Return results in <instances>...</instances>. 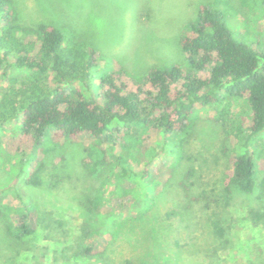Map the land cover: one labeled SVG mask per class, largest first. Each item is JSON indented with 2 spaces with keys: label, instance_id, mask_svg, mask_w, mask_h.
<instances>
[{
  "label": "trees",
  "instance_id": "1",
  "mask_svg": "<svg viewBox=\"0 0 264 264\" xmlns=\"http://www.w3.org/2000/svg\"><path fill=\"white\" fill-rule=\"evenodd\" d=\"M186 26L180 39L185 64L153 66L137 78L147 89L126 91L118 81L124 71L115 68L116 62L100 71L98 50L50 24L22 25L13 0H0V160L6 161L7 172L0 179V264H12L17 255L35 249L32 238L40 228L55 245L52 257L57 258L58 249L66 257L71 245L58 236L57 229L64 233L62 221L40 211L22 190L42 185L45 157L62 153L65 145L76 147L90 176L104 175L109 165L114 168L112 177L103 176L93 192L68 198L87 215L72 257L106 256L116 228L127 217L137 220L138 211L155 236L161 223L171 225L168 221L182 218L193 202L208 199L203 206L210 209L207 220L216 246L182 264H234L232 226L210 206L221 198L228 203L233 189L264 193V52L235 39L221 13L207 5H200ZM199 70L207 75L193 73ZM239 99L248 107L240 114L234 110ZM202 114L220 126L230 145L224 143L221 152L228 164L218 196L191 193V166L179 178L178 169L188 157L186 145ZM148 179L158 188L152 198L145 187ZM171 185L186 200L175 203L181 212L171 207L153 216L162 200L157 195ZM93 216L99 226L88 222ZM172 242L178 243L175 238Z\"/></svg>",
  "mask_w": 264,
  "mask_h": 264
},
{
  "label": "rangeland",
  "instance_id": "2",
  "mask_svg": "<svg viewBox=\"0 0 264 264\" xmlns=\"http://www.w3.org/2000/svg\"><path fill=\"white\" fill-rule=\"evenodd\" d=\"M13 2L22 25L32 28L39 23L50 24L63 29L79 43L98 50L101 54L98 63L100 71L110 70L112 67L110 62H116L115 68L122 67L124 71L118 81L125 84L126 91H136L138 86L147 89L148 85L137 78H141L153 66L185 64L180 39L187 30L186 25L195 20L200 5H207L210 9L220 12L235 39L264 52V5L260 0H13ZM193 73L200 77L207 75L206 70ZM247 108L240 99L234 106L238 114ZM211 112L207 111L208 114ZM202 115H199L194 133L186 145L185 153L188 157L178 169L179 178L182 177L184 168L191 166L193 168V175L189 179L191 193L199 195L204 191L208 196H218L222 190V178L228 164L227 158L221 152L224 143L228 146L229 141L224 142L221 128L214 120ZM261 147L264 148V142ZM75 149L74 146L65 145L62 153L46 156L47 167L42 185L22 189L24 193L32 195L40 211H49L54 218L62 221L64 233L60 234L59 231L62 230L57 229L58 236L66 241L64 245H71L67 253L65 252L66 257L62 255L64 252L62 253L61 249H58L57 258L52 257L55 245H50L51 242L45 238V230L40 228L32 238L35 249L17 255L12 264H126L127 261L131 264H182L189 256L195 254L206 256L215 248L216 241L211 237L207 220L210 209L207 210L203 206L208 199H204L202 202H193L192 206L184 211L182 218L175 216L173 220L168 221L171 225L161 223L155 236L149 229L150 223H145L144 216L139 217L138 211L137 220L127 217L116 228L114 239L107 247L106 256L72 257L69 253H72V245L87 215L84 214V210L77 207V203L68 198L71 195L80 198L84 192H93L100 186L103 176L110 174L112 177L114 171L109 165L104 175L90 176L80 165ZM112 161L113 158H110V162ZM6 176V161L0 160V179ZM146 183L147 194L152 198V194L158 188L149 182V179ZM70 184L75 188L73 189ZM107 186L111 191L112 183ZM68 187L72 189L69 190ZM160 197L162 200L154 206L153 216H162L164 210L171 207H176L180 213L182 207L176 206L175 203L179 202L180 205L186 201L180 189L172 185L161 190L157 195L158 199ZM152 201H156V197ZM128 206L129 202L125 201L124 210H128ZM210 208L217 210L232 226L236 249V253H233L236 261L233 263L264 264V193L260 194L258 188L250 193L233 189L228 203L221 198ZM150 212L146 215L149 216ZM88 222L94 227L99 226L94 216ZM151 236L154 237L153 240ZM173 238L177 244L172 242ZM48 247L50 251H47ZM33 251L37 255L36 258L32 256ZM218 255L223 256L224 253ZM227 257L229 255L224 258Z\"/></svg>",
  "mask_w": 264,
  "mask_h": 264
}]
</instances>
